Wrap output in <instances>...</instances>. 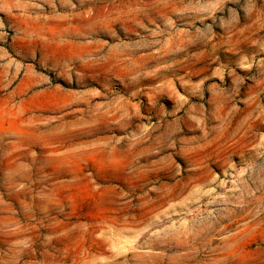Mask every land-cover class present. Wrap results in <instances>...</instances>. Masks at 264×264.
<instances>
[{
    "label": "rangeland",
    "instance_id": "rangeland-1",
    "mask_svg": "<svg viewBox=\"0 0 264 264\" xmlns=\"http://www.w3.org/2000/svg\"><path fill=\"white\" fill-rule=\"evenodd\" d=\"M0 264H264V0H0Z\"/></svg>",
    "mask_w": 264,
    "mask_h": 264
}]
</instances>
